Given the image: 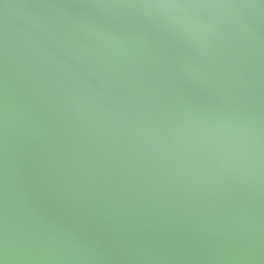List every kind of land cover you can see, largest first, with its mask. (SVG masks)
Returning <instances> with one entry per match:
<instances>
[{
  "label": "water",
  "instance_id": "obj_1",
  "mask_svg": "<svg viewBox=\"0 0 264 264\" xmlns=\"http://www.w3.org/2000/svg\"><path fill=\"white\" fill-rule=\"evenodd\" d=\"M0 264H264V0H0Z\"/></svg>",
  "mask_w": 264,
  "mask_h": 264
}]
</instances>
